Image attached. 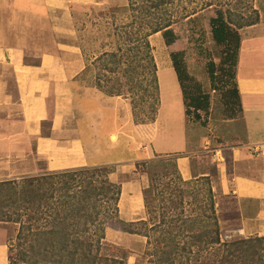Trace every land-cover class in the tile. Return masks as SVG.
<instances>
[{"label": "trees", "instance_id": "1", "mask_svg": "<svg viewBox=\"0 0 264 264\" xmlns=\"http://www.w3.org/2000/svg\"><path fill=\"white\" fill-rule=\"evenodd\" d=\"M175 2L127 0L126 17L112 23L113 48L86 67L98 70L95 89L129 102L135 125L152 124L158 113L157 68L150 37L160 33L166 43H172V27L195 13ZM232 2L212 9L209 27L214 43L223 47L222 64L228 67L224 73L235 79L238 31L257 24L258 16L246 19L229 7ZM170 60L182 93L184 116L203 120L201 112H208L209 95L198 87L193 92L187 88L191 78L181 52L171 53ZM231 93L239 106L235 82ZM136 169L147 175L148 184L142 190L145 219L133 223L118 219L120 185L109 179L111 166L0 181V225L15 229L6 239L8 264H126V256L104 240L112 221L120 223L124 233L146 238L143 256L150 264H264V237L230 240L222 234L209 177L187 186L175 159L162 155L136 163ZM200 182L205 188L202 184L194 189L193 184Z\"/></svg>", "mask_w": 264, "mask_h": 264}, {"label": "crops", "instance_id": "2", "mask_svg": "<svg viewBox=\"0 0 264 264\" xmlns=\"http://www.w3.org/2000/svg\"><path fill=\"white\" fill-rule=\"evenodd\" d=\"M120 1L121 6L126 4V0ZM96 3L97 0H0V66L9 70L15 98L5 91L8 82L4 76L0 87L3 86L2 96L11 99L16 110L7 115L9 120H0L2 140L15 136L31 139L34 154L46 172L118 165L126 161L118 158L114 150L131 148L144 154V160L155 155L174 156L182 181L196 179L190 159L198 154V135L195 132L191 140L181 120L164 128L158 127L156 121L150 147L140 152L137 138L141 132L136 130L137 136L133 137L134 130H129L133 125H129L132 114L128 101L108 97L94 87L80 89L78 79L97 55L85 52L71 11L73 7H94ZM248 34L240 44L234 79L242 132L235 145L209 151L218 162L216 180L210 183L221 232L264 237V36ZM27 57L36 62H26ZM170 78L172 84L178 85L176 75ZM179 107L175 105V109ZM128 168L135 171L134 164ZM147 184L144 178L119 184L120 219L128 222L141 216L142 190ZM7 255V247L0 244V264H6Z\"/></svg>", "mask_w": 264, "mask_h": 264}, {"label": "rangeland", "instance_id": "3", "mask_svg": "<svg viewBox=\"0 0 264 264\" xmlns=\"http://www.w3.org/2000/svg\"><path fill=\"white\" fill-rule=\"evenodd\" d=\"M224 1L228 0H176L175 4L177 3L178 7L184 6L187 10L193 9L195 13L189 17L190 19L181 20L172 27L175 34L172 43H166L160 33L152 35L149 39L157 68L156 74L159 92V107L155 122L152 124L135 125L133 118L130 117L129 119V125H133V128L131 126L129 128V130H134L133 137L137 136L136 130L141 132L139 134L140 137L137 138L140 145V152L143 151L142 148L147 150L150 147L151 141H153L152 138H154L156 121H158V127L164 128L168 127V123H174V121L176 123L181 120L182 124L186 125L191 137L196 135L194 134L195 132L197 133V141L199 143L202 142L203 146H200L198 143V154L190 159L193 175L196 176V179L188 182L187 186H191L192 182L203 178L198 176L201 173L208 174V176L204 177H209L210 181L216 180V166L218 162L213 160V156L209 151L220 150L227 146L231 147L235 145L242 132L238 100L231 93L234 79L224 73L228 67L222 64L224 56L223 47L214 43L209 27V19L214 16L212 9L216 5H222ZM237 2L238 0H233L229 6L233 11L242 13L246 19H254L258 16L257 25L255 24L253 28H250V26L245 27L238 31L240 44L242 40L248 37V32L256 34L252 35V37H263L264 0H244L242 3ZM207 3L211 4V6L205 7L204 5ZM120 4V0H97L94 7L80 6L72 8L73 26L83 40L86 53L90 54L95 52L98 56L100 53L110 51L113 48L112 23L114 21L118 23V21L124 19L123 17H126L124 10L127 6V0L124 6ZM174 52L182 53L186 73L191 78L186 83L187 88L193 92L198 87L203 93L209 95L208 112L207 114L201 112L202 119L205 121L204 124H202L203 120L195 121L191 115L185 117L183 114L184 107L180 87L177 84H172V79L170 78V75L175 76L170 60V54ZM26 62H36V59L27 57ZM235 70L236 67L233 73ZM97 71V69L90 67L89 70H86L79 77L80 89L93 87L96 83L95 77ZM211 73H213V77ZM3 76L8 82L4 86L5 91L10 94V97L15 98L14 84L9 70L6 67L0 66V82L3 80ZM2 87H0V120L5 122L9 120L7 115L14 114L16 110L10 104L12 100L2 96ZM174 98L176 99V104L180 106L178 110L175 109L176 104L173 102ZM178 100L180 104H178ZM15 118L18 120L19 117L17 114ZM9 122L13 121L10 120ZM3 129L7 130V128ZM134 139L136 140V138ZM112 140L115 141L116 137L113 136ZM191 140H194V138L192 137ZM206 141L209 144H206ZM130 144L132 143L130 142ZM133 145H136V143H133ZM114 152H118V158H123L126 162L118 165H110L111 173L109 174V179L111 182L120 184L132 180L140 181L142 178L145 181L147 180V175L141 172V170L136 169V163L145 161L142 158L144 154L136 153L131 148L122 150L119 148L116 151L114 150ZM172 157L174 159V156ZM134 159L138 160L132 163L131 161ZM130 164H134L135 171H130L132 169L128 168ZM44 172H46V168L43 162L36 158L34 144L31 139L24 136H15L2 140V130L0 129L1 181L18 180L22 177L36 176ZM118 174L119 176L117 177ZM202 184L205 188L206 184L204 182L194 183V189L195 186L199 188ZM137 218V220L127 222L118 216L119 221L122 223L138 222L140 221L139 218L141 220L145 219V210ZM122 228V225L118 222L112 221L108 223L104 233L105 242L116 247L119 254L126 256V264H150L148 263V257L143 256L146 251V238L124 233ZM14 233L15 229L13 226L0 225V244L7 247L6 239ZM222 234L227 237L226 239L230 240L239 237L248 238L239 233L222 231ZM222 239L224 240L225 238L223 237Z\"/></svg>", "mask_w": 264, "mask_h": 264}]
</instances>
